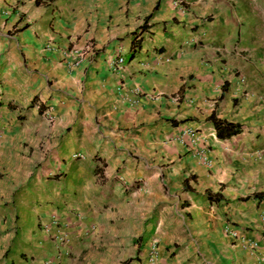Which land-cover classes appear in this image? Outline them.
Returning a JSON list of instances; mask_svg holds the SVG:
<instances>
[{"label": "crops", "instance_id": "1", "mask_svg": "<svg viewBox=\"0 0 264 264\" xmlns=\"http://www.w3.org/2000/svg\"><path fill=\"white\" fill-rule=\"evenodd\" d=\"M171 1L0 0V264H46L52 217L65 264H136L153 239L155 264H264V198L238 200L264 193L250 26L228 0ZM211 114L241 132L217 139Z\"/></svg>", "mask_w": 264, "mask_h": 264}, {"label": "built area", "instance_id": "2", "mask_svg": "<svg viewBox=\"0 0 264 264\" xmlns=\"http://www.w3.org/2000/svg\"><path fill=\"white\" fill-rule=\"evenodd\" d=\"M171 4L174 7V9H178L179 11H184V9H185L183 0H172ZM46 48L51 49L52 45H47ZM94 53H95V47L91 44L86 45L84 47V49H82L80 51H76V50H71V51L62 50L61 51L62 57L66 63L67 68L77 67L78 64L80 63V60L85 55H94ZM106 62H107V67L109 69H112V70L118 69L119 65L122 63V59L119 57V51H116L114 53V56H112L110 58L108 57ZM239 82L241 83L242 80L239 79ZM189 134L192 135V131L189 130ZM0 135H1V133H0ZM262 156H263L262 152H256L254 155L255 159H257V158L259 159ZM73 157H75V155H73ZM202 161L208 165V161L204 157H202ZM76 216H77L76 218L79 219L78 214H76ZM51 221L53 223L52 224L53 231L50 234V237L52 235L51 240L53 241V243L55 245V253L57 254V256L55 257L54 261L51 258L46 262V264H64L65 260L68 258V252H67L66 247H67V244L70 240L68 227L61 226V225L59 226L57 221L54 219V217L51 218ZM45 230L48 231L47 228ZM82 230H81L82 232H79L80 236L86 235V231L87 230L91 231L92 229L86 228V229H82ZM232 235L235 236L236 234L232 233ZM156 243H157V241L153 239L149 245V248L147 249V251L145 253L143 262L138 261V263H136V264H155V261H156ZM239 244L242 247H247L249 249H255L257 247V244L255 242L244 243V241H240ZM63 250H66V251L64 253H62Z\"/></svg>", "mask_w": 264, "mask_h": 264}, {"label": "rangeland", "instance_id": "3", "mask_svg": "<svg viewBox=\"0 0 264 264\" xmlns=\"http://www.w3.org/2000/svg\"><path fill=\"white\" fill-rule=\"evenodd\" d=\"M226 1L227 0H215L214 4L216 3L215 5L217 7L223 8V5L226 4ZM228 3L235 7L234 9L237 10L238 15L242 14L240 19H244V22L246 21L250 26L249 31L246 34L247 36H245V40H243V44L246 49L243 51H238L239 54L242 55L241 57H243V62L248 63V65L253 68L260 67L264 72V0H228ZM241 23L242 22H240V24ZM253 46L258 47L255 48L256 50H251V47ZM54 219L56 220L55 217ZM65 251L66 250H63L62 253ZM56 256L57 254L54 252L52 255L53 261L55 260Z\"/></svg>", "mask_w": 264, "mask_h": 264}, {"label": "trees", "instance_id": "4", "mask_svg": "<svg viewBox=\"0 0 264 264\" xmlns=\"http://www.w3.org/2000/svg\"><path fill=\"white\" fill-rule=\"evenodd\" d=\"M40 0H35V3L38 4ZM142 29V27L140 28ZM133 37L138 38V36H135L136 34L133 33ZM206 121H208L213 129H214V135L217 139H228L232 136H235L241 132V126L238 123H232L226 120L218 119L213 114L207 117ZM186 180L183 181V188L185 189ZM205 198L209 201L218 202L219 200H222V198L216 194H211L210 192H206L204 194ZM249 198H264V193H255L252 194L250 197H244L240 198L238 200L240 201H246ZM130 260H126L123 264L129 263Z\"/></svg>", "mask_w": 264, "mask_h": 264}]
</instances>
